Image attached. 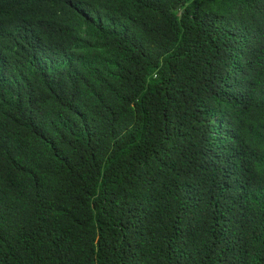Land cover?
<instances>
[{"label": "trees", "instance_id": "trees-1", "mask_svg": "<svg viewBox=\"0 0 264 264\" xmlns=\"http://www.w3.org/2000/svg\"><path fill=\"white\" fill-rule=\"evenodd\" d=\"M0 264H264V0H0Z\"/></svg>", "mask_w": 264, "mask_h": 264}]
</instances>
